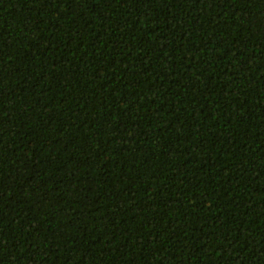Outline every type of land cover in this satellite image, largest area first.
<instances>
[{"label": "trees", "instance_id": "obj_1", "mask_svg": "<svg viewBox=\"0 0 264 264\" xmlns=\"http://www.w3.org/2000/svg\"><path fill=\"white\" fill-rule=\"evenodd\" d=\"M0 264H264V0H0Z\"/></svg>", "mask_w": 264, "mask_h": 264}]
</instances>
